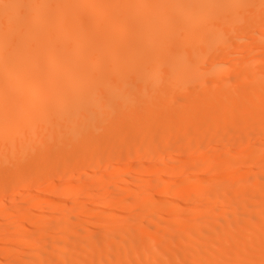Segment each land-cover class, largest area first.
Returning a JSON list of instances; mask_svg holds the SVG:
<instances>
[{"label":"bare ground","instance_id":"1","mask_svg":"<svg viewBox=\"0 0 264 264\" xmlns=\"http://www.w3.org/2000/svg\"><path fill=\"white\" fill-rule=\"evenodd\" d=\"M263 26L264 0H0V264H264Z\"/></svg>","mask_w":264,"mask_h":264},{"label":"rangeland","instance_id":"2","mask_svg":"<svg viewBox=\"0 0 264 264\" xmlns=\"http://www.w3.org/2000/svg\"><path fill=\"white\" fill-rule=\"evenodd\" d=\"M264 27V26H263ZM258 30H260V28H261V25H259L258 27ZM257 30V29H256ZM251 40V39H250ZM260 137V135H257V134H255V136L254 137H250L251 139H246V140H248L247 141V143L248 142H250V143H258L261 139H262V141H264V138L262 137ZM133 142V138L131 137V136H127V137H125L124 138V140H123V143L125 142V144L126 143H130V142ZM246 142V141H245ZM122 143V144H123ZM247 143H245V146H246V144ZM244 144L242 143V144H240V145H237L238 147H241V146H243ZM248 145V144H247ZM237 146H235V147H232L233 149H235V148H238ZM209 148V146H206V147H203V150H205V149H208ZM105 150V149H104ZM110 150H114V149H110ZM202 150V149H201ZM108 151V150H107ZM112 152V151H111ZM110 152V153H111ZM198 152L199 151H196V153L198 154ZM108 154H106L107 156L108 155H110L109 154V152H107ZM196 153H195V155H196ZM111 155H112V153H111ZM184 157L185 156H189V154H187V153H185L184 155H183ZM170 157H171V155H169L168 153H164V154H161V155H159L158 157H155V156H152V157H148V158H146V160L147 161H142V163L143 164H139L140 162H141V158L140 159H136L135 161H132V160H129L128 159V157H122V158H125V159H116V160H113V159H110V156L106 159V161L102 164V165H100V166H98V167H91V166H89V165H85L84 166V169L85 170H87L86 171V173H84V174H82V176L80 177V180H85L87 177H88V174H89V172L90 171H92V172H94L95 174H97L98 176L100 175V176H102V175H109L110 174V172H115V173H118L117 171H120V170H118V169H123V171H124V169H129L128 171H130V177L128 178V179H126V185H128V184H130V185H132L133 184V178L134 177H132V175L134 176V173H136V171H138V170H141V171H143V169H144V171L146 172V181L147 180H153V178H155V177H158L159 175H161L162 174V172H161V170H160V168H155L154 167V165H152V163L154 164L155 162L157 163V161L158 160H161V159H164V160H168V159H170ZM189 159H191L190 157H188ZM187 159V158H186ZM193 159H195L194 157L192 158V160H189V163H190V161H193ZM184 160V159H183ZM188 160H186L184 163H186ZM128 162H130V164H129V167H124V165L123 164H126V163H128ZM131 162H133V164L131 163ZM136 162H138V164H139V166H138V164L136 163ZM136 163V164H135ZM146 163V164H145ZM188 163V162H187ZM186 163V164H187ZM188 163V164H189ZM122 166H123V168H122ZM142 166H143V168H142ZM146 166V167H145ZM131 167V168H130ZM150 167V168H149ZM153 167H154V170H153ZM138 168V169H137ZM141 168V169H140ZM110 169L112 170V171H110ZM132 171H131V170ZM137 169V170H136ZM169 169V168H168ZM186 169V168H185ZM185 169H183L182 171H181V178H184V176H186L188 173H194V172H187V170H185ZM151 170H153V171H151ZM107 171V172H106ZM109 171V172H108ZM147 171L148 172H152L153 174H149V176L151 175V177H149L148 175H147ZM158 171V172H157ZM104 172V173H103ZM121 172H122V170H121ZM133 172V173H132ZM182 172H184V173H182ZM223 171H220L219 173L221 174ZM103 173V174H102ZM69 172L67 173V175L68 176H64L63 177V179H57L56 180V182H58V184L60 183V182H67V181H69V180H72L70 177H69ZM102 174V175H101ZM201 174H202V177H201ZM201 174H200V177L199 178H203L204 177V175L206 174L205 172H201ZM96 175V176H97ZM155 175V176H154ZM184 175V176H183ZM153 176V177H152ZM180 177H178V180H181L180 179ZM149 178V179H148ZM218 178H222L221 176H219V177H217V179ZM151 180V181H152ZM177 180V179H176ZM177 180V181H178ZM113 181H115V178H114V180ZM112 181V182H113ZM51 180H49V179H46V180H44V183H42V184H38V185H35V186H33V187H31V188H26L25 186H23V185H19V186H17V188H16V193L18 194H16V196H14V197H11V201H10V198H9V196L8 195H5L4 197H3V199H5L6 201H7V199L9 200L8 202H10V203H21V202H23L24 201V198H25V196L26 195H33L34 193L36 194V192H39V193H41V195L43 194V195H45V197L43 196L42 198H43V200L45 201L44 202V204H46V205H49V203H53V201H54V199L55 198H53L52 197V199L51 198H49L50 196H49V194H50V192L48 191L49 190V188H50V184H51ZM55 182V184L57 185V183ZM132 182V183H131ZM144 182V181H143ZM142 182V183H143ZM113 183H115V182H113ZM144 183H146V182H144ZM147 184V183H146ZM145 185V184H144ZM143 185V186H144ZM44 186V188H42ZM38 188H39V190H38ZM30 190H32V191H35V192H31ZM37 190V191H36ZM143 189H142V187L140 188V190H137V192L136 193H138V194H142V193H144V191H142ZM139 191V192H138ZM19 192V193H18ZM97 194V193H96ZM87 195V191H83L81 194H79L77 197L76 196H71V198H81V199H83V198H85V196ZM109 196H111V198H113L114 196L113 195H109ZM59 199H65L66 198V196L63 194V195H61L60 197L59 196H57ZM110 198V197H109ZM51 202H50V201ZM109 200V199H108ZM48 201V202H47ZM86 205H84V204ZM82 204V206H84L83 207V209L84 210H86V209H88L90 206H88V204L89 205H96V204H94L95 203V201L93 202V200L92 201H90V200H87V201H84ZM92 203V204H91ZM111 203V202H110ZM110 203H108L106 206H104V207H101V208H104V209H108L109 211L111 210V208H112V205L110 204ZM62 204V205H61ZM70 204V205H69ZM57 205V206H56ZM55 206H56V213L55 214H53V216H50V218L51 219H54V218H58V216L61 214V213H65L67 210H69L70 209V206H71V202L68 200V201H66L65 203H64V201H63V203H62V201L61 202H59V203H57ZM99 206V205H98ZM59 207V208H58ZM100 208V210L98 211L99 213H104V212H106V210H104V209H101ZM206 208L205 207H201L200 209H196V210H192V212L190 213V214H192V213H194V214H196L197 212H201V211H203V210H205ZM198 210V211H197ZM61 211V212H60ZM108 211V212H109ZM63 213V214H64ZM120 213V212H119ZM115 214V213H111V215L112 214H115L114 216L115 217H121V218H123V216H125L126 217V214L124 213H122L123 214V216H122V214ZM5 214V213H4ZM7 214V213H6ZM6 214H5V216H6ZM7 215H9V214H7ZM55 215V216H54ZM58 215V216H57ZM117 215V216H116ZM11 217H14V215L13 216H11ZM10 216L8 217V218H11ZM169 217V218H168ZM167 217V219L168 220H171V218L172 217H170V216H168ZM98 223V222H97ZM98 225H99V227L100 226H102L103 227V224L100 222V223H98ZM31 228H33V227H31ZM31 228L30 229H28L29 231H31V232H33L34 230H31ZM98 228V227H97ZM101 228V227H100ZM176 232V231H175ZM175 232H173L174 233V236H178V234L180 233H175ZM178 232V231H177ZM115 233V232H114ZM121 233V230H119V231H117L115 234H110L109 236H107V237H104V238H106L107 240H109L110 239V237H112V236H115V235H119ZM181 234V233H180ZM98 236V235H97ZM97 236H94V237H96L97 238ZM180 236V235H179ZM2 238H3V236H2ZM13 238V237H12ZM15 238V237H14ZM1 239V238H0ZM92 239H94V238H92ZM91 239V240H92ZM102 237H100V238H97V239H94L95 241H93V243H95V242H97L99 245L103 242L104 243V240L105 239H103ZM2 240V239H1ZM10 240H11V238H10ZM13 241H17L16 239L15 240H13ZM102 243V244H103ZM105 243H106V241H105ZM46 244H47V242H46ZM55 243H53V245H54ZM49 245H50V243H49ZM53 245H51V246H53ZM56 245V244H55ZM54 245V246H55ZM66 250V249H65ZM66 251H68V249L66 250Z\"/></svg>","mask_w":264,"mask_h":264},{"label":"snow or ice","instance_id":"3","mask_svg":"<svg viewBox=\"0 0 264 264\" xmlns=\"http://www.w3.org/2000/svg\"><path fill=\"white\" fill-rule=\"evenodd\" d=\"M5 7H9V5H4Z\"/></svg>","mask_w":264,"mask_h":264}]
</instances>
